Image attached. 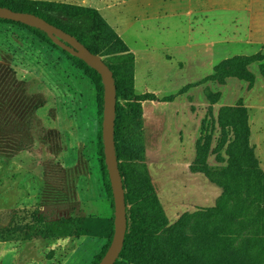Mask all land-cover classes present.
<instances>
[{
	"label": "rangeland",
	"instance_id": "374dc122",
	"mask_svg": "<svg viewBox=\"0 0 264 264\" xmlns=\"http://www.w3.org/2000/svg\"><path fill=\"white\" fill-rule=\"evenodd\" d=\"M52 3L96 10L133 53L134 94L156 98L142 103L143 160L168 227L185 214L213 209L230 184L216 169L232 162L230 153L240 158L234 130L218 123L222 108L246 109L250 147L264 173V0ZM234 57H255L247 67L252 83L205 80ZM209 114L206 165L214 171L204 174L193 165ZM98 130L97 90L83 71L30 30L0 23V227L24 226L34 216L114 219ZM207 230L228 237L233 256L247 261L264 239L259 226L241 232L214 221ZM188 238L185 253L217 259L209 238L192 229ZM105 244L86 237L0 242V264H92Z\"/></svg>",
	"mask_w": 264,
	"mask_h": 264
},
{
	"label": "trees",
	"instance_id": "16d2710c",
	"mask_svg": "<svg viewBox=\"0 0 264 264\" xmlns=\"http://www.w3.org/2000/svg\"><path fill=\"white\" fill-rule=\"evenodd\" d=\"M0 7L14 12L35 15L48 24L73 37L93 55L99 57L112 72L116 110L114 120V143L118 170L124 191L126 211V233L122 249L115 264H263L264 239L253 261L235 258L231 252L228 237H219L207 230L214 221L224 223L227 228H239L241 232L251 231L259 226L264 235V173L258 169V163L250 147V130L247 125L246 109L239 105L235 108H222L218 123L224 129L234 130V149L239 151L240 161L230 153L232 162L226 167L216 169L225 176L230 184L223 187L218 204L210 210L183 215L172 227L162 210L154 187L149 179L143 160L142 142V103L155 101L153 94L135 95L133 91L134 55L118 38L94 9L60 5L52 2L32 0H0ZM0 23L24 27L45 43L53 46L79 67L97 90L99 158L105 185L112 196L107 169L104 161L101 134L103 113V85L100 76L83 61L75 58L56 46L48 36L33 27L0 19ZM112 59H106V55ZM255 60L234 57L222 61L213 69V74L206 81L223 82L234 77L252 83L254 76L247 67ZM169 100L171 97L168 98ZM119 100L123 101L121 105ZM214 104L216 96L209 97ZM208 120L201 124L200 137L197 140L196 163L193 168L204 174L213 172L206 165L209 153ZM212 130V129H211ZM229 205L232 210L227 212ZM263 207L253 213L254 209ZM205 228V229H204ZM195 230L205 239L213 242L209 248L215 261L206 260V253L195 257L184 252L187 245L188 231ZM114 234L113 218L85 217L59 220H46L34 216L31 223L24 226L11 224L0 227V242H25L33 239L80 238L105 240L106 244L92 264H98L108 250Z\"/></svg>",
	"mask_w": 264,
	"mask_h": 264
},
{
	"label": "water",
	"instance_id": "95a60500",
	"mask_svg": "<svg viewBox=\"0 0 264 264\" xmlns=\"http://www.w3.org/2000/svg\"><path fill=\"white\" fill-rule=\"evenodd\" d=\"M0 19L20 23L44 32L56 46L83 61L88 67L97 72L101 78L103 85L101 134L104 161L113 198L114 234L108 250L98 264H115L123 246L127 220L124 191L115 155L114 120L116 92L112 72L99 57L93 55L73 37L65 34L35 15L14 12L10 9L0 7Z\"/></svg>",
	"mask_w": 264,
	"mask_h": 264
},
{
	"label": "crops",
	"instance_id": "0c3cea01",
	"mask_svg": "<svg viewBox=\"0 0 264 264\" xmlns=\"http://www.w3.org/2000/svg\"><path fill=\"white\" fill-rule=\"evenodd\" d=\"M44 1H48V2H54V1H62V0H44ZM18 80L21 81L22 77H20V74L18 75ZM16 80V79H15ZM22 82V81H21Z\"/></svg>",
	"mask_w": 264,
	"mask_h": 264
}]
</instances>
